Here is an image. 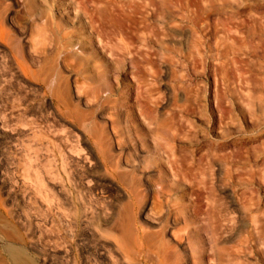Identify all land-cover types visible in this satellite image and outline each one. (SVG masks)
<instances>
[{
    "label": "rangeland",
    "instance_id": "374dc122",
    "mask_svg": "<svg viewBox=\"0 0 264 264\" xmlns=\"http://www.w3.org/2000/svg\"><path fill=\"white\" fill-rule=\"evenodd\" d=\"M0 1V177L18 190L0 264L95 253L98 226L67 199L117 208L102 177H187L175 197L195 254L181 259L264 264V0Z\"/></svg>",
    "mask_w": 264,
    "mask_h": 264
},
{
    "label": "bare ground",
    "instance_id": "6f19581e",
    "mask_svg": "<svg viewBox=\"0 0 264 264\" xmlns=\"http://www.w3.org/2000/svg\"><path fill=\"white\" fill-rule=\"evenodd\" d=\"M5 3L0 1V23L2 25L8 19L9 6ZM5 30H1L0 26L1 48H6L2 41L5 34L8 35L9 33H6ZM131 44V42L126 43V49L132 50ZM38 54L39 56H45L46 49L41 50ZM11 59L17 67H21L22 64L15 54H11ZM114 132L116 133V130ZM103 134L105 133L103 132ZM101 141L104 144L106 143L109 148L114 145L112 137L108 134L102 135ZM176 164L177 161L173 160L172 165ZM105 171L108 173L107 169ZM102 178L105 182L111 181L118 191V206L113 209L109 207L112 209L107 210L109 213H98L93 209L83 208L76 203L74 198L69 197L67 199L68 204L71 206L69 210L73 212L74 220L81 225L82 229L95 221L100 231L95 253L91 252L92 247L85 242L83 244L85 254H83L81 260L74 258L71 264H187L186 259H181L180 248L184 249L185 254L189 253L194 257L193 235L189 225L192 217L185 209L182 210L178 198L175 197L176 189L181 186V182H189L187 177H171V182H169L168 177H154L155 180L152 177H117L118 180H115V178L112 180L113 177ZM98 183L96 182L93 186L94 190L99 187ZM55 186L53 187L55 188ZM186 188L189 192L193 191L192 184L186 186ZM49 190L53 192L52 189ZM57 196L58 194L55 196V200L58 199ZM105 198H108V196ZM55 200L52 201L57 205ZM181 221L185 223V226L177 228ZM51 223L53 224V221ZM73 224L75 223L73 222ZM84 236L87 237L85 234Z\"/></svg>",
    "mask_w": 264,
    "mask_h": 264
},
{
    "label": "crops",
    "instance_id": "0c3cea01",
    "mask_svg": "<svg viewBox=\"0 0 264 264\" xmlns=\"http://www.w3.org/2000/svg\"><path fill=\"white\" fill-rule=\"evenodd\" d=\"M16 182V177H0V228H2L1 224L4 223V215L10 213L12 207L10 202L14 203V200L17 199Z\"/></svg>",
    "mask_w": 264,
    "mask_h": 264
}]
</instances>
